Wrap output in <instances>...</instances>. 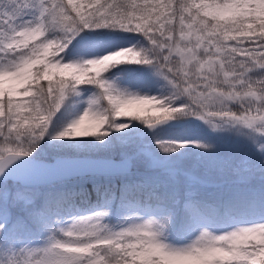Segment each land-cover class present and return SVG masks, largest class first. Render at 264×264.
<instances>
[{"label": "snow or ice", "instance_id": "1", "mask_svg": "<svg viewBox=\"0 0 264 264\" xmlns=\"http://www.w3.org/2000/svg\"><path fill=\"white\" fill-rule=\"evenodd\" d=\"M0 264H264V0H0Z\"/></svg>", "mask_w": 264, "mask_h": 264}]
</instances>
